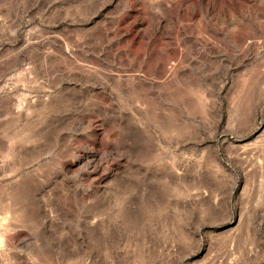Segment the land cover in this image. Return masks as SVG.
Instances as JSON below:
<instances>
[{
	"label": "rangeland",
	"instance_id": "rangeland-1",
	"mask_svg": "<svg viewBox=\"0 0 264 264\" xmlns=\"http://www.w3.org/2000/svg\"><path fill=\"white\" fill-rule=\"evenodd\" d=\"M0 264H264V0H0Z\"/></svg>",
	"mask_w": 264,
	"mask_h": 264
}]
</instances>
